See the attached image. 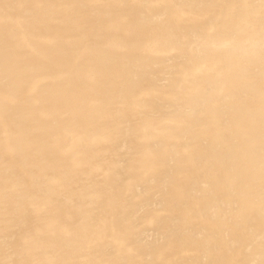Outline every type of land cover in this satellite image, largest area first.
Listing matches in <instances>:
<instances>
[{"label":"bare ground","instance_id":"1","mask_svg":"<svg viewBox=\"0 0 264 264\" xmlns=\"http://www.w3.org/2000/svg\"><path fill=\"white\" fill-rule=\"evenodd\" d=\"M0 264H264V0H0Z\"/></svg>","mask_w":264,"mask_h":264}]
</instances>
